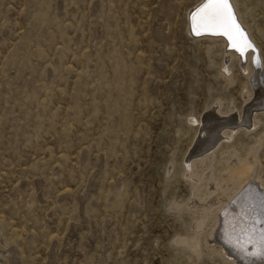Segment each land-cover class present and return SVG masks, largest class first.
<instances>
[{
  "label": "rangeland",
  "instance_id": "1",
  "mask_svg": "<svg viewBox=\"0 0 264 264\" xmlns=\"http://www.w3.org/2000/svg\"><path fill=\"white\" fill-rule=\"evenodd\" d=\"M200 1L0 0V264H233L216 215L195 227L189 204L210 193L186 164L203 175L199 131L256 95L221 41L189 34ZM236 1L264 57V0ZM258 116L223 143L216 178L222 152L251 148L264 175Z\"/></svg>",
  "mask_w": 264,
  "mask_h": 264
},
{
  "label": "bare ground",
  "instance_id": "2",
  "mask_svg": "<svg viewBox=\"0 0 264 264\" xmlns=\"http://www.w3.org/2000/svg\"><path fill=\"white\" fill-rule=\"evenodd\" d=\"M204 2L205 0H201L188 14V31L191 36L195 35L192 31L191 16ZM231 3L234 6L238 22L247 31L249 38L256 47V38L239 16V9L236 8L237 1L231 0ZM194 37L221 41L224 47V57H226L222 67L225 68L227 73L232 75V65L234 62L239 63L241 72L250 78L252 87L253 93L249 90L247 91V101H251L250 99L256 95L252 100L250 109L245 111L243 117L242 114H239L231 121L229 119L225 120V123L222 121L218 122L219 129L213 128L211 131L208 130V132L201 130L198 133L199 138L206 136L207 133L208 136L203 141H200L198 147L200 150L197 149L198 154L191 157L200 155L199 157L201 158L198 159V162L205 165V162L208 161L209 165H206L203 175H198L195 172V161L187 159L186 174L190 175L191 179L198 181V187L200 188L204 186V181L208 180L206 188L210 194L203 201L196 197L189 204L191 209L201 212V217L195 227L202 231L205 230L206 224L216 215L218 218L216 229L219 233L220 242V244H217L218 252L224 255L225 258L228 257V261L233 264H264V245L260 242L261 235L264 234V175L260 172L256 148L249 149L250 152L244 160L238 159L234 150L231 151L234 154L232 158L228 156V152H222L221 155H227L225 161H227L228 165L227 168L222 170L219 178L214 176V167L212 165L217 159V152L221 151L220 148L225 141L233 139L234 135L241 130L251 131L256 127L258 128L261 124L258 115L264 114V74L260 66L263 67L264 57L260 54L257 55L252 50L247 51L243 57L240 56L233 48L229 47L227 38L221 35L202 34ZM227 59L229 60L227 61ZM234 112L237 111L233 109L231 113ZM208 115V120L212 117L220 119L224 115L221 105L218 104L215 109L208 112ZM195 121L197 122V120ZM205 122L202 123L205 124ZM207 142L211 144L207 145ZM202 147L203 149H201ZM258 148H261L260 145ZM213 236L214 232L211 234L212 238ZM211 242L217 243V241ZM181 243L193 248L198 253L196 239L191 241L182 240ZM254 253L261 254L254 255Z\"/></svg>",
  "mask_w": 264,
  "mask_h": 264
},
{
  "label": "snow or ice",
  "instance_id": "3",
  "mask_svg": "<svg viewBox=\"0 0 264 264\" xmlns=\"http://www.w3.org/2000/svg\"><path fill=\"white\" fill-rule=\"evenodd\" d=\"M192 31L195 35H221L227 38L229 47L240 56L255 51V45L247 31L238 22L231 0H205L191 16ZM260 242L264 245V234ZM261 253H254L260 255Z\"/></svg>",
  "mask_w": 264,
  "mask_h": 264
},
{
  "label": "water",
  "instance_id": "4",
  "mask_svg": "<svg viewBox=\"0 0 264 264\" xmlns=\"http://www.w3.org/2000/svg\"><path fill=\"white\" fill-rule=\"evenodd\" d=\"M194 36H196V35H194ZM257 53V52H256ZM258 55V54H257ZM255 57V56H254Z\"/></svg>",
  "mask_w": 264,
  "mask_h": 264
}]
</instances>
